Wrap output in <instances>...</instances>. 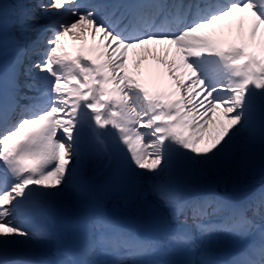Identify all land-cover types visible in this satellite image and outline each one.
Masks as SVG:
<instances>
[{
    "label": "snow or ice",
    "instance_id": "obj_1",
    "mask_svg": "<svg viewBox=\"0 0 264 264\" xmlns=\"http://www.w3.org/2000/svg\"><path fill=\"white\" fill-rule=\"evenodd\" d=\"M257 154L264 0H0V264H221L220 236L264 264V189L192 186ZM111 198L159 202L163 228L141 238Z\"/></svg>",
    "mask_w": 264,
    "mask_h": 264
},
{
    "label": "rangeland",
    "instance_id": "obj_2",
    "mask_svg": "<svg viewBox=\"0 0 264 264\" xmlns=\"http://www.w3.org/2000/svg\"><path fill=\"white\" fill-rule=\"evenodd\" d=\"M254 162V163H252ZM256 164L258 165H263L264 163L261 162L260 160V157L259 155L257 154L249 164H247L245 167L243 168H238V167H235V170H240L242 171L243 173L249 175V176H258L260 173L258 172L257 168H256ZM225 173L228 172V169L224 171ZM152 198L154 200V197H151L149 196V199ZM241 201H243V199L241 198ZM112 202V203H111ZM115 202H118V203H115ZM105 206L108 210V205L107 204H111L112 206H123V208H125V206L118 200V199H115L114 201L112 199H108L105 201ZM130 205V204H129ZM128 205V206H129ZM133 205H134V208L129 210L128 212V215H131V216H137L138 214L142 213L143 211H140L138 209H140L142 207V205L139 203V202H133ZM155 210L157 211H161V204L159 202H155ZM126 227L128 228H131L133 230V225H126ZM223 239H221L220 241H222ZM218 242H219V239H218ZM217 242V243H218ZM227 243L229 242H232V239H229L228 241L226 240Z\"/></svg>",
    "mask_w": 264,
    "mask_h": 264
},
{
    "label": "trees",
    "instance_id": "obj_3",
    "mask_svg": "<svg viewBox=\"0 0 264 264\" xmlns=\"http://www.w3.org/2000/svg\"><path fill=\"white\" fill-rule=\"evenodd\" d=\"M210 179L215 181L218 176L213 174L211 176H208ZM228 178H230V181H224L222 185L226 186L228 189L238 188L240 185H245L244 183H247V178L242 177V174L240 171H234L233 169H230V173L228 174ZM222 177L217 179L215 183L220 184L219 180H221ZM221 185V184H220Z\"/></svg>",
    "mask_w": 264,
    "mask_h": 264
},
{
    "label": "bare ground",
    "instance_id": "obj_4",
    "mask_svg": "<svg viewBox=\"0 0 264 264\" xmlns=\"http://www.w3.org/2000/svg\"><path fill=\"white\" fill-rule=\"evenodd\" d=\"M69 38H71V37H69ZM67 43H68V40H67ZM68 45H69V48L71 49L74 44L68 43ZM36 223L38 226H45L46 221H44L43 219H37Z\"/></svg>",
    "mask_w": 264,
    "mask_h": 264
}]
</instances>
